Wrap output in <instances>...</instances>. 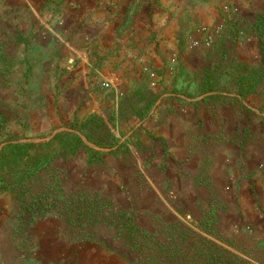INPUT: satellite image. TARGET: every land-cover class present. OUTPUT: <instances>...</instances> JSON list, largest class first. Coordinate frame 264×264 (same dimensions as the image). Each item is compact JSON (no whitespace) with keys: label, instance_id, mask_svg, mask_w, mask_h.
<instances>
[{"label":"rangeland","instance_id":"rangeland-1","mask_svg":"<svg viewBox=\"0 0 264 264\" xmlns=\"http://www.w3.org/2000/svg\"><path fill=\"white\" fill-rule=\"evenodd\" d=\"M212 4L219 20L200 22L188 47L217 49L218 58L209 57L192 75L183 73L182 83L179 63L172 61L173 81L153 98L161 86L155 72L135 96L93 84L101 97L95 106L90 97V104L66 97L71 89L63 83V46L53 25L42 23L49 13L62 12L56 0H0V264H131L121 255L132 243L130 230L119 236L102 224L84 239L66 229L56 211L31 217L22 200L32 193L21 191L19 182L29 181L27 169L39 162L48 174L57 173L66 194L97 191L128 211L132 223L155 229L178 220L264 264V240L247 222V208L264 212V200H257L264 195V94L244 95L241 88L244 77L257 76L261 55L258 48L251 60H242L238 44L243 32H255L247 22L262 13L244 15L243 0ZM194 40L201 45L194 47ZM210 74L213 88L205 92ZM236 98L251 112L239 111ZM53 179L31 183L33 193ZM44 222L50 223L46 234Z\"/></svg>","mask_w":264,"mask_h":264},{"label":"crops","instance_id":"crops-1","mask_svg":"<svg viewBox=\"0 0 264 264\" xmlns=\"http://www.w3.org/2000/svg\"><path fill=\"white\" fill-rule=\"evenodd\" d=\"M56 2L62 12L49 13L42 23L48 20L54 27L53 35L58 36L62 43L63 83L71 89L66 94L71 104L83 103V100L90 104V97V102L98 106L101 97L94 92L93 84L104 87L102 84L109 83L110 90L115 91L117 96L140 95V90L148 88L150 73L155 72L161 86L151 94L153 98L173 81L172 61L179 63L176 67L177 83H182L180 77L183 73L192 75L202 68V63L209 57L220 56L215 52L217 49L188 47L189 38L198 36L195 29L200 22L213 25L219 20L212 0L206 3L199 0ZM243 12L251 18L263 13L264 0H243ZM57 20L62 21L61 26ZM254 34L249 30L239 37L238 44L243 49L242 60H251L258 53V39ZM77 89L81 91L77 92ZM260 196L262 198L258 197L257 200L263 201L264 195ZM247 210V222L257 227V233L264 240V212L256 207ZM261 211H264L263 203ZM42 226L43 234L51 231L49 222H44Z\"/></svg>","mask_w":264,"mask_h":264},{"label":"trees","instance_id":"trees-1","mask_svg":"<svg viewBox=\"0 0 264 264\" xmlns=\"http://www.w3.org/2000/svg\"><path fill=\"white\" fill-rule=\"evenodd\" d=\"M255 34L259 37L258 48L261 55L260 68L256 69V77L248 80L246 77L241 82L243 94L258 90L264 94V12L257 16L253 23ZM209 80L203 86L205 92L213 88V75L208 76ZM215 78V77H214ZM212 79V80H211ZM243 96V95H242ZM216 95L205 99H214ZM245 97L243 96V99ZM235 103L240 110L251 112L241 99ZM0 118V127L3 126ZM24 146L23 143L16 144V147ZM47 164H38L27 169L26 175L29 181H20L21 191L32 193L29 199L22 200V206L33 217L43 211H56L66 223V229L77 235H85L89 238L93 235V228L102 224L117 232L119 236L124 234L123 230H130L129 239L132 243H127V250L121 255L131 264H256L239 253L212 241L203 234L186 226L181 221H167L163 226L148 228L138 223H132V216L124 209H118L105 196L97 191L83 189L80 191L63 192L55 173L48 174ZM52 175L54 179L45 184L39 193L34 194L31 183H34L44 175ZM32 181V182H31ZM37 212V213H36ZM216 217L212 215L210 224L215 222ZM199 228L206 232H211L204 224H199ZM85 230V231H84ZM78 237V236H77Z\"/></svg>","mask_w":264,"mask_h":264},{"label":"built area","instance_id":"built-area-1","mask_svg":"<svg viewBox=\"0 0 264 264\" xmlns=\"http://www.w3.org/2000/svg\"><path fill=\"white\" fill-rule=\"evenodd\" d=\"M209 38H210V37H209ZM209 38H208V39H209ZM208 39H207V40H208ZM201 43H202V41H200V40H194V41L192 42V45H193L194 47H197V46L201 45ZM150 75H151V77H154V76H155L154 73H151ZM103 86H104L105 88H110V84H109V83H104Z\"/></svg>","mask_w":264,"mask_h":264},{"label":"water","instance_id":"water-1","mask_svg":"<svg viewBox=\"0 0 264 264\" xmlns=\"http://www.w3.org/2000/svg\"><path fill=\"white\" fill-rule=\"evenodd\" d=\"M92 147L96 148L95 145H92ZM100 150H110V149H103V148H99Z\"/></svg>","mask_w":264,"mask_h":264}]
</instances>
